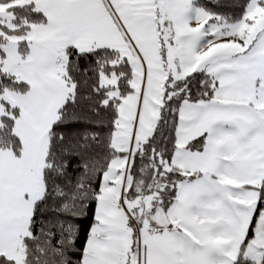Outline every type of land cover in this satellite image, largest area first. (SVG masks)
Wrapping results in <instances>:
<instances>
[{"label": "snow or ice", "instance_id": "obj_1", "mask_svg": "<svg viewBox=\"0 0 264 264\" xmlns=\"http://www.w3.org/2000/svg\"><path fill=\"white\" fill-rule=\"evenodd\" d=\"M0 264H264V0H0Z\"/></svg>", "mask_w": 264, "mask_h": 264}]
</instances>
